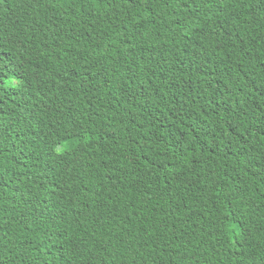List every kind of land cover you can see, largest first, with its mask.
<instances>
[{
    "label": "trees",
    "instance_id": "obj_1",
    "mask_svg": "<svg viewBox=\"0 0 264 264\" xmlns=\"http://www.w3.org/2000/svg\"><path fill=\"white\" fill-rule=\"evenodd\" d=\"M0 264H264V0H0Z\"/></svg>",
    "mask_w": 264,
    "mask_h": 264
}]
</instances>
